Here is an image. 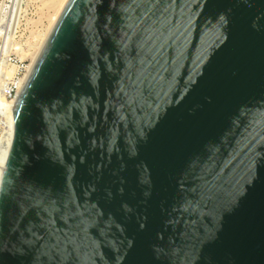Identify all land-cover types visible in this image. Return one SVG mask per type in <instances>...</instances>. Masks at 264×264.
<instances>
[{
    "label": "water",
    "instance_id": "1",
    "mask_svg": "<svg viewBox=\"0 0 264 264\" xmlns=\"http://www.w3.org/2000/svg\"><path fill=\"white\" fill-rule=\"evenodd\" d=\"M13 118L0 264H264V0H67Z\"/></svg>",
    "mask_w": 264,
    "mask_h": 264
},
{
    "label": "rangeland",
    "instance_id": "2",
    "mask_svg": "<svg viewBox=\"0 0 264 264\" xmlns=\"http://www.w3.org/2000/svg\"><path fill=\"white\" fill-rule=\"evenodd\" d=\"M61 1L0 0V105L11 101L8 92L32 62ZM6 70H13V78L4 76Z\"/></svg>",
    "mask_w": 264,
    "mask_h": 264
},
{
    "label": "bare ground",
    "instance_id": "3",
    "mask_svg": "<svg viewBox=\"0 0 264 264\" xmlns=\"http://www.w3.org/2000/svg\"><path fill=\"white\" fill-rule=\"evenodd\" d=\"M56 1V0H55ZM61 1V0H60ZM67 2V0H62L59 4L60 8L59 10H57V13L55 11V14H54V17L51 19L53 20V23L55 22L56 18L58 17L59 13L61 12L62 8L64 7L65 3ZM56 4V3H55ZM52 21H50L51 23ZM52 23V25H53ZM52 27V26H51ZM49 28V27H48ZM51 29V28H50ZM45 35V34H44ZM47 36V35H46ZM46 36L44 37V39L46 38ZM43 38V36H42ZM43 39V41H44ZM43 41H41V44L39 47H37V51L39 50V48L41 47ZM37 52H35V55H36ZM34 55V56H35ZM33 56V58H34ZM29 67V66H28ZM28 67L26 68V71L28 69ZM16 69V67H15ZM4 70V69H3ZM13 71V70H12ZM12 71L11 70H6L4 72V76H8L9 78L12 76ZM3 72V71H2ZM26 73V72H25ZM24 73V75H25ZM2 74V73H1ZM24 75L22 76L21 80H20V83L24 77ZM13 78V77H11ZM14 100H11V101H8V102H5V107L7 108V121H8V124H9V127H10V139L8 141V145L3 148L1 151H0V184H1V179H2V176H3V173L5 171V166H6V161H7V158H8V155H9V151H10V147H11V140H12V135H13V131H14V118H13V104H14ZM2 103V102H1ZM3 104V105H4ZM2 105V106H3Z\"/></svg>",
    "mask_w": 264,
    "mask_h": 264
},
{
    "label": "built area",
    "instance_id": "4",
    "mask_svg": "<svg viewBox=\"0 0 264 264\" xmlns=\"http://www.w3.org/2000/svg\"><path fill=\"white\" fill-rule=\"evenodd\" d=\"M26 72V68L24 69L22 75L17 78L16 81L13 82L10 91L8 92L10 100L15 99L16 92L20 85V80L24 73ZM0 113L2 117H0V151L8 145V141L10 139V127L7 121V108L5 106L0 105Z\"/></svg>",
    "mask_w": 264,
    "mask_h": 264
}]
</instances>
